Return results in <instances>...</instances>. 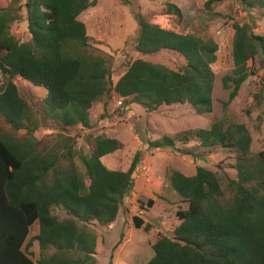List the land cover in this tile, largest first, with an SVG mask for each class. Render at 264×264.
Masks as SVG:
<instances>
[{"label": "trees", "instance_id": "16d2710c", "mask_svg": "<svg viewBox=\"0 0 264 264\" xmlns=\"http://www.w3.org/2000/svg\"><path fill=\"white\" fill-rule=\"evenodd\" d=\"M220 1L206 0L205 6L212 11L213 2ZM238 3L264 16V0ZM96 4L91 0H26L30 43H21L11 33L19 9L12 4L0 7V74L5 80L0 87V264H34L30 248L35 243L40 250L36 264H97V237L88 225L116 222L144 157L138 151L127 171L110 170L102 162L122 144L106 135L90 134V117L96 103L105 100L109 104L112 91L124 105L137 104L149 113L185 104L199 116L213 112L216 75L212 65L219 50L213 38L180 34L136 13L137 51L143 55L175 53L185 65L176 70L137 59L113 85L107 60L96 53L86 25L79 20ZM166 14L182 19L181 9L173 3H168ZM233 29L234 69L222 80L224 89L231 90L229 103L250 76L249 62L264 55V35L255 34L247 23L234 22ZM16 78L46 90L38 107L21 95ZM3 120L14 132L5 130ZM80 127L89 133L84 138L90 152L77 147L78 137H68L56 151L41 149L36 137L44 128L71 132ZM21 131L25 132L22 138L17 135ZM177 142L234 151L238 178L226 189L218 173L205 167H197L193 176L169 169V190L187 209L177 211L180 224L173 237L156 234L151 244L154 256L148 264H264V153L253 158L248 128L216 121L208 129L189 130L175 138L164 136L148 141V146L192 155L191 149H179ZM63 158L66 165L61 164ZM154 204L152 199L147 203L149 208ZM56 208L64 209L69 217L60 219L54 214ZM133 222L137 230L145 224L137 216ZM36 223L39 233L28 239ZM154 229L151 224L144 228L149 235Z\"/></svg>", "mask_w": 264, "mask_h": 264}, {"label": "rangeland", "instance_id": "374dc122", "mask_svg": "<svg viewBox=\"0 0 264 264\" xmlns=\"http://www.w3.org/2000/svg\"><path fill=\"white\" fill-rule=\"evenodd\" d=\"M96 1L79 16L86 27L90 43L96 53L102 55L111 70L113 85L125 73L128 65L137 59L156 64H163L172 69H180L185 60L178 54L163 52L156 55H143L137 51L138 25L134 16L141 13L154 24L165 26L180 34H194L203 39L213 38L219 46L217 61L212 65L216 75L213 92V112L199 116L189 105L163 106L157 112L149 113L137 104L124 105L123 100L111 92V100L96 103L91 110L93 128L90 134L106 135L117 139L122 148L102 159L110 170L127 171L138 151L144 153L143 165L138 180L144 179L145 186L126 197V208L111 225L91 223L88 228L97 237V264H148L154 256L152 243L156 234L173 237V231L180 222L176 216L179 209L187 205L169 190L166 175L168 170L176 169L187 176L196 174L197 167H205L218 173L223 188L228 189L230 182L238 178L237 153L216 147L202 148L196 142L183 145L177 142L179 149H191L192 155H185L179 150L150 149L148 141H155L169 136L175 138L179 133L189 130L208 129L216 121L226 125H245L252 137L251 151L257 159L264 153V55H259L255 62H249L250 76L242 85L238 96L229 103L231 90H225L222 80L231 75L234 69L232 44L234 22L250 24L255 34L264 35V16L262 11H246L238 0L213 2L212 11L205 6L206 0H91ZM26 0H0V7L12 4L18 10L19 19L11 26V33L21 43H30L32 36L28 29ZM168 3L177 5L182 12V19L166 14ZM234 19V20H231ZM167 27V28H166ZM0 74V87L4 83ZM20 93L31 106L38 107L46 97V90L33 86L29 82L16 78ZM6 131L14 132L3 120ZM71 129L44 128L36 133L41 149L58 150L64 147L70 136L78 137V148L92 151L85 136L89 133ZM24 137L25 132L17 133ZM81 136V137H79ZM65 142V143H64ZM66 165L65 159L61 161ZM81 167V164L79 163ZM152 199L155 204L149 208ZM54 214L60 219L68 218L62 208H56ZM140 217L145 224L140 230L135 229L133 218ZM154 226V232H145V225ZM82 226V223H79ZM39 233V224L31 227L28 239ZM29 241V240H27ZM30 257L36 264L40 257L37 243L30 248ZM32 253V254H31Z\"/></svg>", "mask_w": 264, "mask_h": 264}, {"label": "crops", "instance_id": "0c3cea01", "mask_svg": "<svg viewBox=\"0 0 264 264\" xmlns=\"http://www.w3.org/2000/svg\"><path fill=\"white\" fill-rule=\"evenodd\" d=\"M162 27L165 28V26H163V25H162ZM166 28H167V27H166ZM161 108H162V107H161ZM161 108H160V109H161ZM160 109H159V110H160ZM103 158H104V157H103ZM103 158H102V159H103ZM141 181H142L141 183H140V180H137V181H136L135 187H134V189L132 190L131 194H134V191H135V190H139V189L144 188V186H145V181H144V179H142Z\"/></svg>", "mask_w": 264, "mask_h": 264}]
</instances>
